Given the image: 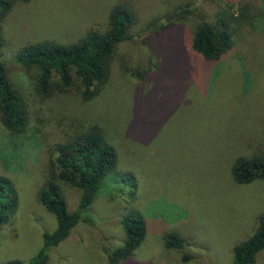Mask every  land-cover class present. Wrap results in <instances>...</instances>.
I'll return each mask as SVG.
<instances>
[{"label":"rangeland","instance_id":"1","mask_svg":"<svg viewBox=\"0 0 264 264\" xmlns=\"http://www.w3.org/2000/svg\"><path fill=\"white\" fill-rule=\"evenodd\" d=\"M229 1L238 13L239 0L15 2L2 20L0 60L24 99L29 126L11 132L0 107V174L19 192V205L0 225V264H30L44 234L57 228L40 192L56 172V145L88 124L103 129L118 169L137 177V190L108 175L84 211L91 221H79L51 247L46 264H114L110 257L127 238L121 219L137 211L149 225L147 235L116 264H234L235 244L255 231L264 213V179L240 184L231 172L239 155L264 151V0H249L251 30L237 34L219 60H207L192 46L199 25L214 21ZM121 2L136 19L101 92L84 99L75 78L68 91L42 97L38 68L20 63L19 49L46 39L75 42L91 28L106 31L110 9ZM58 182L68 210L75 209L81 188ZM167 231L185 239L181 249L167 248ZM252 264H264V249Z\"/></svg>","mask_w":264,"mask_h":264},{"label":"trees","instance_id":"2","mask_svg":"<svg viewBox=\"0 0 264 264\" xmlns=\"http://www.w3.org/2000/svg\"><path fill=\"white\" fill-rule=\"evenodd\" d=\"M17 0H0V46L4 43L2 20ZM29 2L30 0H18ZM232 1V0H231ZM228 8L219 9L214 21H204L197 28L192 46L207 60H219L233 46L237 34L251 30L254 22V6L249 0H239L238 13L228 2ZM109 28L99 31L89 29L75 42L39 40L24 45L17 52V60L38 68L37 92L44 98L50 97L56 89L68 91L75 78L80 82L84 99L98 95L107 83L111 73V62L122 41L128 38L135 21V11L127 3L115 4L110 9ZM148 71V70H145ZM137 74L142 76V71ZM0 107L3 122L11 132H24L29 126V114L22 95L6 74L4 61L0 60ZM97 124L73 128L62 143L55 147L57 158L53 165L56 172L40 192V200L56 218L57 228L44 234V245L30 264H46L48 250L59 245L70 235L73 227L83 221H91L84 211L100 192L105 178L114 173L123 181V186L136 192L137 177L126 170L118 169V154L115 147ZM234 179L240 184H249L264 179V151L253 156L239 155L231 165ZM59 180L67 181L81 188L79 204L68 210ZM118 183H121L118 181ZM19 205V192L11 178L0 174V225L5 223ZM255 231L234 246V264H252L256 255L264 249V213L257 219ZM127 233L124 245L112 253L110 260L116 264L130 258L147 235L149 225L139 211L121 219ZM167 248L181 249L185 239L177 232L164 233ZM4 264H24L13 259Z\"/></svg>","mask_w":264,"mask_h":264}]
</instances>
